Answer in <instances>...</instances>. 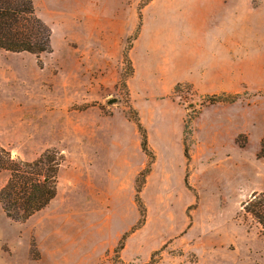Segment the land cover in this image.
I'll use <instances>...</instances> for the list:
<instances>
[{"label": "rangeland", "instance_id": "rangeland-1", "mask_svg": "<svg viewBox=\"0 0 264 264\" xmlns=\"http://www.w3.org/2000/svg\"><path fill=\"white\" fill-rule=\"evenodd\" d=\"M33 1L51 52L0 50V144L65 161L40 213L0 204V264H264L244 210L264 192V0ZM221 94L240 98L206 105Z\"/></svg>", "mask_w": 264, "mask_h": 264}, {"label": "trees", "instance_id": "trees-1", "mask_svg": "<svg viewBox=\"0 0 264 264\" xmlns=\"http://www.w3.org/2000/svg\"><path fill=\"white\" fill-rule=\"evenodd\" d=\"M51 42L52 32L36 15L33 0H0V50L29 53L39 58L51 52ZM239 98V95H213L207 98L206 105L233 104ZM137 126L142 135V150L153 160L146 130L139 122ZM259 156L264 157V139ZM186 157L189 159L187 148ZM64 161V155L57 149H47L32 161L13 158L11 152L0 144V174L8 173L7 182L0 190V204L7 218L25 222L46 209L58 194V177ZM149 171L148 168L140 173L136 180L135 200L140 205L141 214L136 229L145 221L146 210L140 193ZM244 210L264 229V192L253 195L244 204ZM123 247L121 242L116 252Z\"/></svg>", "mask_w": 264, "mask_h": 264}, {"label": "crops", "instance_id": "crops-1", "mask_svg": "<svg viewBox=\"0 0 264 264\" xmlns=\"http://www.w3.org/2000/svg\"><path fill=\"white\" fill-rule=\"evenodd\" d=\"M195 232H196V224L194 222L193 225L188 229L187 235H190V234L192 235ZM198 249L197 251L195 250L196 252H198V255L200 251L204 253V248L202 249L198 248ZM207 253L208 255H211V256H214L213 254H216V253H212L210 249ZM241 254L242 252L232 251L230 255H224L223 258L216 260L212 264H250L251 260L248 261V256L246 254L244 256ZM194 264H200V261Z\"/></svg>", "mask_w": 264, "mask_h": 264}, {"label": "water", "instance_id": "water-1", "mask_svg": "<svg viewBox=\"0 0 264 264\" xmlns=\"http://www.w3.org/2000/svg\"><path fill=\"white\" fill-rule=\"evenodd\" d=\"M113 101H110V103H112Z\"/></svg>", "mask_w": 264, "mask_h": 264}]
</instances>
